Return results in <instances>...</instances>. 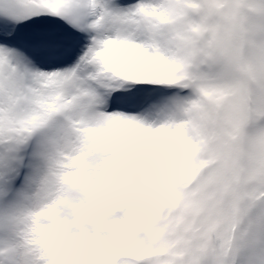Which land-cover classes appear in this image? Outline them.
I'll list each match as a JSON object with an SVG mask.
<instances>
[{
    "label": "snow or ice",
    "instance_id": "snow-or-ice-1",
    "mask_svg": "<svg viewBox=\"0 0 264 264\" xmlns=\"http://www.w3.org/2000/svg\"><path fill=\"white\" fill-rule=\"evenodd\" d=\"M208 7L187 53L161 0H0V264H202L213 201L264 209V0ZM231 244L264 264V221Z\"/></svg>",
    "mask_w": 264,
    "mask_h": 264
},
{
    "label": "clouds",
    "instance_id": "clouds-1",
    "mask_svg": "<svg viewBox=\"0 0 264 264\" xmlns=\"http://www.w3.org/2000/svg\"><path fill=\"white\" fill-rule=\"evenodd\" d=\"M200 9L191 6L189 0H161L168 8H179L177 22L161 25V30L154 33L164 43L173 45L177 50L193 53L203 50L218 40L225 38L229 22L226 17L215 9H209L210 0H199ZM229 80L232 79L227 75ZM264 221V209L251 210L250 203L243 195L231 194L219 197L204 212L201 219L202 264H249L250 254H242L236 258L232 248V235L238 237L245 233L250 239H256L257 225ZM151 240L148 233L141 234Z\"/></svg>",
    "mask_w": 264,
    "mask_h": 264
}]
</instances>
